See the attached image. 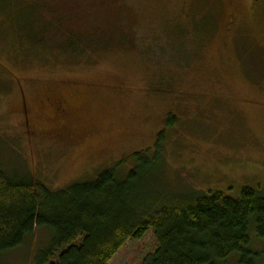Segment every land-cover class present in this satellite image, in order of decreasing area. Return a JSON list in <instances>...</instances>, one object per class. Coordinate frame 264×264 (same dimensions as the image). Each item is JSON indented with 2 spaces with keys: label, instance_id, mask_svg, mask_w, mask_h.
Instances as JSON below:
<instances>
[{
  "label": "rangeland",
  "instance_id": "374dc122",
  "mask_svg": "<svg viewBox=\"0 0 264 264\" xmlns=\"http://www.w3.org/2000/svg\"><path fill=\"white\" fill-rule=\"evenodd\" d=\"M49 2L71 26V19L121 25L134 46L93 54L79 65L66 59L23 64L10 50L13 2L0 0V162L6 168L63 190L120 160L127 159L126 170L129 156L152 153L163 133V170L153 178L165 191L237 198L244 187L264 189V0ZM181 31L191 34L178 39ZM46 246L47 235L36 231L1 262L33 264ZM254 248L264 250V243L254 241ZM155 249L149 230L110 264H141Z\"/></svg>",
  "mask_w": 264,
  "mask_h": 264
},
{
  "label": "trees",
  "instance_id": "16d2710c",
  "mask_svg": "<svg viewBox=\"0 0 264 264\" xmlns=\"http://www.w3.org/2000/svg\"><path fill=\"white\" fill-rule=\"evenodd\" d=\"M12 2L10 50L23 64L46 67L66 59L79 65L93 54L134 46L121 25L71 19V26L49 0ZM115 34L119 40L107 38ZM163 139L160 133L152 153L129 156L126 170L127 159L120 160L93 180L56 191L0 162V264L36 231L47 235V246L35 252L33 264H110L122 246L149 230L156 249L141 264H261L264 250L254 241L264 243V189L244 187L237 198L213 190L171 194L153 178L163 170Z\"/></svg>",
  "mask_w": 264,
  "mask_h": 264
}]
</instances>
